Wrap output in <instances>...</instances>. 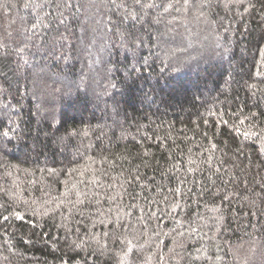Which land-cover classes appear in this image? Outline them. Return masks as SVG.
Segmentation results:
<instances>
[{
	"label": "trees",
	"instance_id": "trees-1",
	"mask_svg": "<svg viewBox=\"0 0 264 264\" xmlns=\"http://www.w3.org/2000/svg\"><path fill=\"white\" fill-rule=\"evenodd\" d=\"M0 264H264V0H0Z\"/></svg>",
	"mask_w": 264,
	"mask_h": 264
}]
</instances>
